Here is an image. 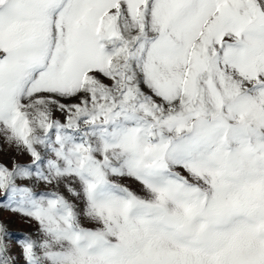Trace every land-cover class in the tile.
<instances>
[{"label":"snow or ice","instance_id":"6c2138e0","mask_svg":"<svg viewBox=\"0 0 264 264\" xmlns=\"http://www.w3.org/2000/svg\"><path fill=\"white\" fill-rule=\"evenodd\" d=\"M0 137V264H264V0H0Z\"/></svg>","mask_w":264,"mask_h":264},{"label":"rangeland","instance_id":"374dc122","mask_svg":"<svg viewBox=\"0 0 264 264\" xmlns=\"http://www.w3.org/2000/svg\"><path fill=\"white\" fill-rule=\"evenodd\" d=\"M0 142H2V137H0ZM122 183L126 184L133 190H138L137 182L134 180H131L129 178H125L121 181ZM4 215H7V213H4ZM11 230L13 231L14 235L19 236L22 231H31L32 228L29 227L26 223H24L22 220H17L13 222L10 225Z\"/></svg>","mask_w":264,"mask_h":264}]
</instances>
